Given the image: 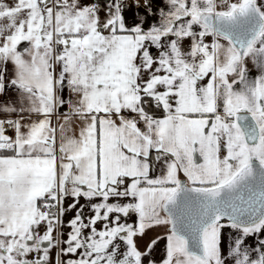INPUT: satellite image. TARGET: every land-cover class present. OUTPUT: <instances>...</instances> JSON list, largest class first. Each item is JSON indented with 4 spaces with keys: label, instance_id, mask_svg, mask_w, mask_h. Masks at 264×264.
<instances>
[{
    "label": "snow or ice",
    "instance_id": "6c2138e0",
    "mask_svg": "<svg viewBox=\"0 0 264 264\" xmlns=\"http://www.w3.org/2000/svg\"><path fill=\"white\" fill-rule=\"evenodd\" d=\"M0 264H264V0H0Z\"/></svg>",
    "mask_w": 264,
    "mask_h": 264
}]
</instances>
